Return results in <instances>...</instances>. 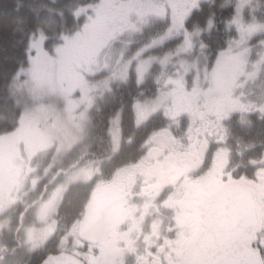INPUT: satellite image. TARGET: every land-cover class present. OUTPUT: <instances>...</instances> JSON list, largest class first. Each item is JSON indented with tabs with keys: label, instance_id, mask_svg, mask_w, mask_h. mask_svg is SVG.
Listing matches in <instances>:
<instances>
[{
	"label": "rangeland",
	"instance_id": "obj_1",
	"mask_svg": "<svg viewBox=\"0 0 264 264\" xmlns=\"http://www.w3.org/2000/svg\"><path fill=\"white\" fill-rule=\"evenodd\" d=\"M212 1L94 0L77 12L80 25L63 34L53 50L43 35L32 38L31 92L26 88L28 95L23 97L29 109L12 133L0 136V210L5 213L14 207L11 219L20 216L22 220L11 229L8 217L0 219V253L14 248V233L21 235L23 244L21 253L15 255L18 261L12 259L9 264H34L38 256L59 251L56 246L74 255L94 210L104 207L116 185L147 162L143 147L155 129L168 130L185 145L179 146L202 143L200 130L206 121L199 114L177 119L183 113L182 105L178 109L183 100L192 101L191 107L197 108L200 99L220 96L228 109L226 116L238 114L232 124H238L240 133L242 127L249 133L245 125L264 119V112L258 110L260 102L262 108L264 105V0H238L226 25L234 32L233 38L210 61L203 10L199 13L197 9ZM133 2L136 6L129 9L119 7ZM206 23L212 28L209 20ZM147 81L160 85V91L153 98L133 101L109 121L113 154L77 168L95 145V118L108 94L131 83L142 88ZM176 111H181L177 117ZM173 123L180 127L173 128ZM213 142L209 138L214 150ZM238 144L244 150L241 140ZM210 169V174L205 168L199 174L206 187L220 180L217 175L227 173L225 160L218 157ZM84 191L83 208L61 212L72 193L79 199ZM190 205L192 201L186 208ZM184 215L178 219L180 226L187 225ZM143 216L160 219L163 212L138 215ZM196 220L193 214L189 223L192 234L199 225ZM130 240V235L119 234L96 260L108 263L119 244ZM5 253L1 257L11 255ZM22 259L26 260L19 263Z\"/></svg>",
	"mask_w": 264,
	"mask_h": 264
},
{
	"label": "flooded vegetation",
	"instance_id": "obj_2",
	"mask_svg": "<svg viewBox=\"0 0 264 264\" xmlns=\"http://www.w3.org/2000/svg\"><path fill=\"white\" fill-rule=\"evenodd\" d=\"M134 6L136 2H133V5L130 3V6L123 3L119 5L121 9ZM191 104L192 101L183 100L178 105V109L182 105L183 113L177 119L199 114V119L206 121L200 130L204 141L194 142L186 148L177 138L175 140L168 130L159 132V129H155L150 134L148 143L143 147L147 162L140 164L131 172L133 175L116 185V191L110 194V199L104 198L105 206L94 210L93 218L89 219L86 229L78 238L73 254L86 264H103L96 260L98 254L103 253L107 245L119 234L123 237L130 235L131 240L128 244H119V249L113 256L114 260L113 257L110 259L114 264H182L185 253L204 232L200 225L204 204L215 197L224 185L231 182H248L255 186L264 211V119L248 124L250 126L245 125L249 133H246L243 127L240 133L238 124H232L233 119H238L235 117L238 114H232L228 118L227 106L220 96L210 95L200 99L196 104L197 108H192ZM261 104L260 102L258 110L264 112V105L262 108ZM176 114L177 117L181 111H176ZM171 125L173 128L179 126L175 123ZM209 138L214 140V150L211 149ZM239 140L244 145V150L239 149ZM181 144L184 146H179ZM177 156H180L181 160H184V157L189 158L195 165L194 172L178 184L170 186L164 181L158 168L167 159ZM218 157L225 160L227 173L217 175L216 178L220 180L212 181L210 186L206 187L199 180V174L203 172V168L210 174V167ZM175 191L178 192L176 195ZM189 201H192V205L186 208ZM160 202L161 205L156 206ZM142 204H145V209ZM17 205L21 206L22 203ZM4 210H0V219L8 217L11 227L14 207L9 212L3 213ZM158 210L163 212L160 219H154L155 216L149 219L147 216L138 217L140 212L148 214ZM116 211H120L121 215L117 216ZM182 214H185L187 221L185 226H180L178 222ZM193 214L199 220L194 234L191 233L192 227L189 225ZM197 220L194 223H197ZM7 230L8 228L5 229ZM260 233H264V219ZM19 244L14 251L17 248L22 250V244ZM0 259L3 260L4 257L0 256ZM262 261L264 264V258Z\"/></svg>",
	"mask_w": 264,
	"mask_h": 264
},
{
	"label": "trees",
	"instance_id": "obj_3",
	"mask_svg": "<svg viewBox=\"0 0 264 264\" xmlns=\"http://www.w3.org/2000/svg\"><path fill=\"white\" fill-rule=\"evenodd\" d=\"M92 1L94 0H0V136L12 133L29 109L23 97L28 95L27 89L31 92L28 69L31 68L29 46L32 38L43 35L47 47L53 50L63 34L74 31L80 25L77 12ZM236 1L213 0L203 9L204 18L201 21L207 29L205 40L209 45L207 53L210 61H214L233 38L234 32L226 25L236 12ZM207 20L212 23V28L207 26ZM159 91L160 85L147 81L142 88L131 83L109 93L106 103L95 118V145L86 152L83 158L85 161L76 167L100 158H109L113 154L112 140L108 132L109 121L118 112L126 110L133 101L153 98ZM115 159L116 157L113 160ZM85 194L84 191L81 198L76 199L72 193L70 199L61 207V212L79 211L83 208ZM18 221L20 216L15 220L16 227L20 224ZM19 236L21 235L14 239L22 241ZM9 251L14 254L8 255L9 260L4 258V264H9L12 259H19L15 257L18 252L21 253L18 248ZM48 254L44 257L38 256V261L34 264H41Z\"/></svg>",
	"mask_w": 264,
	"mask_h": 264
},
{
	"label": "water",
	"instance_id": "obj_4",
	"mask_svg": "<svg viewBox=\"0 0 264 264\" xmlns=\"http://www.w3.org/2000/svg\"><path fill=\"white\" fill-rule=\"evenodd\" d=\"M193 171V163L172 157L159 167L168 185H175ZM205 233L185 253L182 264H263L250 242L260 233L263 206L256 187L229 183L205 204ZM41 264H86L70 254L47 257Z\"/></svg>",
	"mask_w": 264,
	"mask_h": 264
},
{
	"label": "snow or ice",
	"instance_id": "obj_5",
	"mask_svg": "<svg viewBox=\"0 0 264 264\" xmlns=\"http://www.w3.org/2000/svg\"><path fill=\"white\" fill-rule=\"evenodd\" d=\"M264 233H258L257 236L250 242V247L254 248L255 251L264 258Z\"/></svg>",
	"mask_w": 264,
	"mask_h": 264
}]
</instances>
